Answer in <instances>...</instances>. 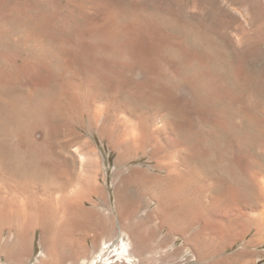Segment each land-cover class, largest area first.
<instances>
[{
  "label": "rangeland",
  "instance_id": "rangeland-1",
  "mask_svg": "<svg viewBox=\"0 0 264 264\" xmlns=\"http://www.w3.org/2000/svg\"><path fill=\"white\" fill-rule=\"evenodd\" d=\"M0 145V204L39 201L48 235L62 202L107 216L111 244L126 199L144 219L146 251L99 259L107 226L81 216L51 262L264 264V0H0ZM163 192L200 215L148 217ZM29 247L38 264L40 228Z\"/></svg>",
  "mask_w": 264,
  "mask_h": 264
},
{
  "label": "bare ground",
  "instance_id": "bare-ground-1",
  "mask_svg": "<svg viewBox=\"0 0 264 264\" xmlns=\"http://www.w3.org/2000/svg\"><path fill=\"white\" fill-rule=\"evenodd\" d=\"M12 7H13L12 4H10L9 9H12ZM23 68H25V67H23ZM38 144L41 145L39 142H38ZM4 145H5V143H4ZM33 146L37 147L36 145H33ZM34 152H39V151L29 148V153H31L29 158L27 160L25 159L26 161L22 160L24 167H27L30 169H35V170H37V172L40 175H44V176L47 175L49 173V165L45 160H43L44 155L42 153H39L36 155V153H34ZM8 164H9V160H8ZM14 170L15 171H22L23 169L20 166H16L14 168ZM53 180L54 179H52L51 182H53ZM175 187H176V185L173 184L172 188H175ZM169 191H171V189ZM173 195L174 194H171V192H168V193L163 192V194L159 195L156 198L153 208H151V205L147 203L146 204L147 216L150 217L152 214L155 213L156 216L159 217L161 219V222H162V221L167 220V218L168 219L170 218L172 220V218L174 219V218H177L178 216H179V219L183 218V217L185 219L186 215L190 216V214H192V213L195 214V216L200 215L201 211L199 209H195L194 207H190L189 203L185 202L184 200H181L180 198H176ZM39 200H40V198H39ZM63 201H65V200H63ZM84 206L85 205H83V206L81 205L80 207L79 206L74 207V206H72V204L70 205L68 203L62 202L61 207H59L61 212H62V219L60 218L61 221L59 222L58 228L52 234V236H50L47 233H45V230L47 229L46 227L48 226L47 224L49 221V216L43 215L44 211H43L42 206L39 204V201H36L34 198H30L28 200L18 202L16 205H12L10 203L8 205L0 204V213H1L0 217H2L1 221H3L4 225H6L9 228V230H12V227L15 228L14 229V231H15L14 238H12L11 244L5 243L3 246H0V264H25V260H26V257L28 255L27 253H28V250L30 248L29 247V245H30V233L36 227L40 228V230H41V246H42V258L39 260L38 264H61V262H63L62 256H58L56 258L55 262L54 261L51 262V261H49L50 258L48 255V251H49V249L50 250L56 249L59 246L69 245V241L71 242L70 233L74 228H76V226H78L80 224L79 221L82 217L85 218L84 220H90V219L96 220L100 225H103L102 228L103 227L105 228L107 226L106 229H107L108 233L105 232L106 236L102 239L101 244L99 246V251L97 254V257L99 259H103L105 257H108L110 254V248L112 246H115V248L120 250V251H125L126 256H128V257L133 252L138 250V248H140L139 249L140 252L146 251V250L152 248L150 246L151 244L147 241L148 239H146L144 237L143 238L140 237V239H139L140 245L139 244H137V245H139L140 247L139 246H138V248L135 247V245L133 243V237L132 236L134 235V231L142 229L141 226L144 223V219L131 220V215H133L134 212H136L137 210L128 199H126V202L123 204V206L119 205L120 207H118L120 211H122L121 209H123V211L121 213H119L120 211L118 210L119 212H117L118 227H117V234L116 235L118 236V240H117L116 244L110 243V240H111L110 236L113 232L112 233L110 232L111 226L109 225L110 227H108V224L106 222L108 217L104 216L102 213H100L96 209H91V208L86 209V208H84ZM150 220H152V219H150ZM176 220H178V219H176ZM49 223H50V221H49ZM173 223H174V221H173ZM150 225H152V224H150ZM161 226H162V224H161ZM225 227L227 230L226 233H228L231 228L229 225L228 226L226 225ZM176 228H179V227L176 226L174 229H176ZM149 231H150V229H149ZM171 232H173V231H171ZM102 233H104V232H101V234ZM144 234L146 235V233H144ZM152 234L154 235L153 232L150 233L149 235H152ZM227 235L230 236L229 234H227ZM97 236H99V235H97ZM153 237H155V236H153ZM153 237L151 236V238H153ZM112 238H114V237H112ZM161 238L162 239L157 243V246H162L165 243H167V237H161ZM190 240H191V238H190ZM152 241H153V239H152ZM113 242H114V240H113ZM220 245H223V243H221ZM231 245H233V241L229 242L228 244L226 243L223 247H221L220 252L222 250H224L226 247L231 246ZM174 250L177 251L176 248ZM244 253H246L245 250H242V251H238L237 254L235 253V255L242 258V260H243V258H245V257H242V256H244ZM90 254H91V252H90ZM107 259L108 258H105L104 261Z\"/></svg>",
  "mask_w": 264,
  "mask_h": 264
}]
</instances>
